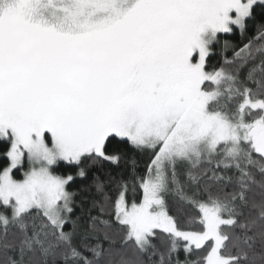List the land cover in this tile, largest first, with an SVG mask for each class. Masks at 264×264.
Listing matches in <instances>:
<instances>
[{
	"label": "snow or ice",
	"instance_id": "6c2138e0",
	"mask_svg": "<svg viewBox=\"0 0 264 264\" xmlns=\"http://www.w3.org/2000/svg\"><path fill=\"white\" fill-rule=\"evenodd\" d=\"M0 145V264H264V0H0Z\"/></svg>",
	"mask_w": 264,
	"mask_h": 264
},
{
	"label": "trees",
	"instance_id": "16d2710c",
	"mask_svg": "<svg viewBox=\"0 0 264 264\" xmlns=\"http://www.w3.org/2000/svg\"><path fill=\"white\" fill-rule=\"evenodd\" d=\"M222 39H228V40H231L233 43L235 44H240L243 40V37H241L240 33L237 31L231 35H224L222 36ZM222 59V54L220 52V45H217L216 46V54L213 55L211 57V62L213 64L221 61ZM0 147H4L3 145H0ZM120 147H123L122 145ZM138 160H139V166H140V170L142 171L143 170V165H144V158L143 157H138ZM57 171L60 172L61 174L63 173H75L76 169L74 166H70V165H67L65 164L64 162H61L60 165L57 167ZM127 171H128V165L126 163H122L120 165V167L116 168L113 166V172L114 174L116 173H123V174H127ZM16 175L18 177H22V170L17 172Z\"/></svg>",
	"mask_w": 264,
	"mask_h": 264
},
{
	"label": "rangeland",
	"instance_id": "374dc122",
	"mask_svg": "<svg viewBox=\"0 0 264 264\" xmlns=\"http://www.w3.org/2000/svg\"><path fill=\"white\" fill-rule=\"evenodd\" d=\"M22 173H23V170H22Z\"/></svg>",
	"mask_w": 264,
	"mask_h": 264
}]
</instances>
